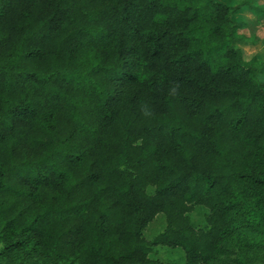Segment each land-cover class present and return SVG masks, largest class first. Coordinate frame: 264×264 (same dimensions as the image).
Instances as JSON below:
<instances>
[{"label":"trees","instance_id":"trees-1","mask_svg":"<svg viewBox=\"0 0 264 264\" xmlns=\"http://www.w3.org/2000/svg\"><path fill=\"white\" fill-rule=\"evenodd\" d=\"M244 10L264 18L253 1L0 0V264H161L157 247L214 264L235 240L257 254L235 264H264Z\"/></svg>","mask_w":264,"mask_h":264},{"label":"rangeland","instance_id":"rangeland-1","mask_svg":"<svg viewBox=\"0 0 264 264\" xmlns=\"http://www.w3.org/2000/svg\"><path fill=\"white\" fill-rule=\"evenodd\" d=\"M228 5H235L243 1H253L256 5L264 7V0H218ZM232 19L243 24L240 35L244 40H238L234 44L236 49L242 52L245 61L253 57L258 58L264 64V18L254 15L251 11L245 10L241 13L234 14ZM259 80L264 84V70L259 76ZM151 193L152 190L150 189ZM207 210L203 207L196 206L189 215L192 226L196 229L205 226V217ZM165 221L162 214H158L154 220L144 230L143 236L147 240H152L160 231L164 229ZM240 240H235V244L225 246L218 260L214 264H235L238 259L251 260L257 256L253 251H244L238 247ZM150 260L157 261L161 264H184V254L181 249H169L167 247H157L149 256ZM36 264H50L46 261H37Z\"/></svg>","mask_w":264,"mask_h":264},{"label":"clouds","instance_id":"clouds-1","mask_svg":"<svg viewBox=\"0 0 264 264\" xmlns=\"http://www.w3.org/2000/svg\"><path fill=\"white\" fill-rule=\"evenodd\" d=\"M177 89H178V85H175L172 89H171V93L170 95H176L177 94Z\"/></svg>","mask_w":264,"mask_h":264},{"label":"crops","instance_id":"crops-1","mask_svg":"<svg viewBox=\"0 0 264 264\" xmlns=\"http://www.w3.org/2000/svg\"><path fill=\"white\" fill-rule=\"evenodd\" d=\"M245 11V10H244ZM241 12H243V11H241ZM241 12H238V13H241ZM238 13H236V14H238Z\"/></svg>","mask_w":264,"mask_h":264}]
</instances>
